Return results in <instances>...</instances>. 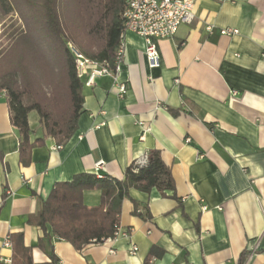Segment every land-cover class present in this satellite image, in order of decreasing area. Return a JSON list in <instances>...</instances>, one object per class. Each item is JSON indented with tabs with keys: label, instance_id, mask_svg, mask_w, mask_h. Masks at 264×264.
Segmentation results:
<instances>
[{
	"label": "crops",
	"instance_id": "obj_1",
	"mask_svg": "<svg viewBox=\"0 0 264 264\" xmlns=\"http://www.w3.org/2000/svg\"><path fill=\"white\" fill-rule=\"evenodd\" d=\"M157 47L159 66L150 68L143 38L126 32L117 79L82 85L72 137L44 139L27 165L0 93V258L12 255L5 239L22 233L33 264H52V252L57 264H238L244 251V264H264V0H197L192 23ZM32 112L30 142L44 136ZM152 150L169 167L177 200L130 189L118 234L80 250L28 224L56 183L81 173L123 180ZM82 200L97 207L100 191ZM133 202L151 219L133 215ZM152 248L160 255L147 260Z\"/></svg>",
	"mask_w": 264,
	"mask_h": 264
},
{
	"label": "trees",
	"instance_id": "obj_2",
	"mask_svg": "<svg viewBox=\"0 0 264 264\" xmlns=\"http://www.w3.org/2000/svg\"><path fill=\"white\" fill-rule=\"evenodd\" d=\"M23 10L13 0H0V18L20 12L24 30L13 39L0 56V93H4L10 123L19 134V161L29 163V153L53 138L66 143L77 128L82 110V83L76 76L68 42L75 44L90 59L107 61L114 66L115 52L123 25L121 13L127 0H21ZM25 11V12H23ZM35 111L43 138L30 142L28 114ZM148 162L137 168L135 162L124 172V179L89 173L75 175L69 182L56 183L41 209L27 220L39 227L44 237L51 235L80 250L89 243L113 238L119 226L122 202L130 189L149 193L156 189L162 197L171 192L176 199L174 181L159 151L147 154ZM3 156L0 152V161ZM100 191V204L88 208L82 196L86 190ZM5 197V194L2 195ZM132 214L150 220L149 212H138L133 202ZM11 264H33L32 250L24 245L22 233L11 234ZM42 247V241L39 240ZM152 248L147 260L158 257ZM249 252H242L238 264H244ZM52 264L56 257L50 254Z\"/></svg>",
	"mask_w": 264,
	"mask_h": 264
},
{
	"label": "built area",
	"instance_id": "obj_3",
	"mask_svg": "<svg viewBox=\"0 0 264 264\" xmlns=\"http://www.w3.org/2000/svg\"><path fill=\"white\" fill-rule=\"evenodd\" d=\"M197 0H127L121 13L123 20L119 36V44L115 52L114 66L107 61H97L85 57L76 47L68 44V50L73 56L76 76L83 86L91 87L97 78L111 77L117 79L121 70L124 56V38L126 32H132L143 38L145 43L144 55L150 68L159 66V51L157 43L160 40L172 38L182 24H190L194 20V8ZM224 1V0H215ZM211 28H208L210 30ZM220 35L231 36L237 30L222 29ZM121 95L126 88L119 87ZM237 96V91H232ZM58 146L56 149H60ZM148 162L147 155L135 161L137 168L144 167ZM118 231V228H117ZM115 232L114 237L118 234ZM3 246L11 248L9 239H5ZM136 251L132 247L131 253ZM0 264H11V258H0Z\"/></svg>",
	"mask_w": 264,
	"mask_h": 264
},
{
	"label": "rangeland",
	"instance_id": "obj_4",
	"mask_svg": "<svg viewBox=\"0 0 264 264\" xmlns=\"http://www.w3.org/2000/svg\"><path fill=\"white\" fill-rule=\"evenodd\" d=\"M13 3L17 4V7L20 9H26V5L21 0H13ZM23 26L24 18L19 11L12 12L4 19L0 18V56L8 49L9 45L12 43L13 39L18 35V33L24 30ZM68 44L73 45L79 50V48L72 42H68ZM34 116H37L35 111H33L29 116L31 122H33Z\"/></svg>",
	"mask_w": 264,
	"mask_h": 264
}]
</instances>
